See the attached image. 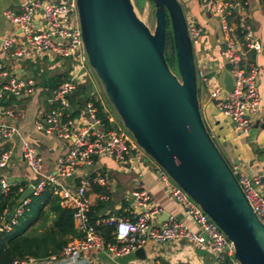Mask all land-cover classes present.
<instances>
[{"label": "built area", "instance_id": "built-area-1", "mask_svg": "<svg viewBox=\"0 0 264 264\" xmlns=\"http://www.w3.org/2000/svg\"><path fill=\"white\" fill-rule=\"evenodd\" d=\"M198 1L220 23L224 73L232 79V89L229 93L225 91L223 81L218 76H215L212 82L203 79L207 88V99L216 112L234 125L235 134L243 137L250 130L251 116L261 106L258 68L245 61L247 53H260L263 49L249 23V1ZM39 13H42V21L36 25L35 17ZM3 16L17 28L18 33L3 39L0 48V145L12 141L19 135L15 122L20 117V112L15 104L9 102L30 99L37 91L34 80L11 75L2 57L16 62L37 54H47L53 58L71 61L67 66V78L53 89L49 99L50 107L34 125L36 132L65 144L63 152L57 159L55 172L44 175L43 160L35 142L29 138H21L20 142L23 163L34 176L40 178L38 183L32 186L33 196L40 195L46 189L50 190L52 195L59 199L60 205L71 211L74 227L81 234L80 238L69 240L58 255L47 260L37 261L26 257L13 260L9 264H96L85 258L83 253L98 250L106 251L115 257H123L148 242L167 243L177 239L200 244L205 239L214 255V264H239L234 258L233 244L224 233L179 186L173 181L170 182L171 179L169 180L158 166L157 176L172 199L186 212L198 233L191 232L174 217H168L159 225L154 224L153 219L159 211L149 207L150 194L143 189H134L130 193L131 203L124 209L116 210L114 206L107 205L104 213L92 220L90 215L96 204L113 202L110 177L103 171L94 170L90 177H81L76 182L78 178L75 177L76 173L84 168H92L95 160L100 157H110L121 163L133 156V153L137 158H140L142 153L134 140L120 126L113 129L104 128L96 118L97 109L93 103L86 105L91 120L88 127L79 129L70 118V97L80 82H85L88 77L85 71L87 61L83 51L76 0L58 2L29 0L19 10L7 9ZM187 28L194 47L199 44L203 27L187 22ZM107 114L109 123L115 125L112 116L108 112ZM12 157V149L0 153V170L10 164ZM231 170L253 212L264 224V192L260 191L264 176L246 175L233 165ZM13 185L2 180L0 195L5 196ZM28 201L29 199L18 201L8 222L4 225L0 222V233L10 229L16 218L23 214ZM101 226L111 228L108 240H105L97 230ZM121 226H127L128 231L123 238H118L121 236L119 231Z\"/></svg>", "mask_w": 264, "mask_h": 264}, {"label": "water", "instance_id": "water-1", "mask_svg": "<svg viewBox=\"0 0 264 264\" xmlns=\"http://www.w3.org/2000/svg\"><path fill=\"white\" fill-rule=\"evenodd\" d=\"M148 1L155 10L153 31L136 16L131 0H76L87 65L137 147L219 227L233 244L237 262L264 264V224L200 112L196 59L183 9L178 0ZM168 24L177 75L165 59ZM223 85L229 93L228 74ZM206 99L205 94L202 102ZM32 195L29 186L20 200ZM142 253L135 252L140 258Z\"/></svg>", "mask_w": 264, "mask_h": 264}, {"label": "crops", "instance_id": "crops-1", "mask_svg": "<svg viewBox=\"0 0 264 264\" xmlns=\"http://www.w3.org/2000/svg\"><path fill=\"white\" fill-rule=\"evenodd\" d=\"M29 0H0V48L3 39L17 34V28L9 23L3 16V12L7 9L19 10ZM42 2H58L61 0H40ZM187 22L203 27V34L199 40V44L193 47L194 57L196 59L197 69V82L198 79L202 84V94L200 100V107L204 122L207 120V130L212 135L214 141L217 143L223 157L232 166H237L239 171L249 176L262 174L264 176V131L261 127L264 126V0H248L249 1V23L252 27L253 33L257 41L263 47L260 53L249 52L245 56V61L250 62L257 66L259 71L258 76V90L261 98L260 109L251 116V126L247 135L238 137L232 131L231 123L224 119L214 107L206 99L202 102L203 95L206 94V86L203 79L212 82L215 76L222 79L224 78L225 61L221 55L222 37L216 31L214 18L211 16L209 10L198 0H178ZM185 1V6L183 4ZM185 8V9H184ZM42 21V13L35 17L36 25ZM1 55V54H0ZM47 54H37L30 58L20 61L12 62L4 57L3 61L5 66L10 69L11 75L22 79H32L36 82L37 91L32 98L27 100H11L9 103L15 104L20 117L15 122L18 130V136L12 141L5 142L0 145V153L7 149H12L13 157L8 166L0 170V182L2 180L9 181L13 184H24L27 187L36 185V176L31 170L23 163L21 152V138H29L38 146L40 155L43 160V173L49 175L55 172L57 159L65 148V144L57 139L47 137L34 130V125L37 119L43 116L45 111L50 107L49 99L52 93V82L55 78L66 79L68 76V67L63 68L60 66H48L47 77L42 79H34L27 67L23 66L24 63L28 64L31 61L34 63L36 58L43 57ZM51 61L55 58L50 57ZM29 65V64H28ZM31 67V66H30ZM35 71L36 77L39 76L38 68L34 66L30 68ZM44 70H41V73ZM67 74V75H66ZM84 84L83 81L79 85ZM86 88L84 102L86 105L90 102L91 97L94 100H99L104 109L110 114L101 94L98 93L91 86ZM89 95V96H88ZM90 101L88 102V100ZM86 105L78 108L74 100L70 98V118L77 128H85L91 124L86 111ZM78 109V114L75 117L71 115ZM204 111V113H203ZM111 115V114H110ZM113 118V116H112ZM115 121V120H114ZM134 155L128 157L124 162L117 163L110 157H100L95 160L92 168H84L79 170L75 177L76 182L81 177H90L94 170L105 172L110 177V187L112 203L109 204H96L102 205L99 208L97 215H102L108 207H115L116 210L124 209L130 205V193L134 189H143L150 194V208H156L159 213L155 215L153 223L159 225L164 222L168 217L178 219L184 226L191 232L198 233V229L193 225L188 218L183 208L177 204L170 196L168 190L164 186L161 179L157 176V165L149 160L143 159V155L137 158ZM37 182L36 184L34 182ZM264 192V183L260 188ZM121 195L119 196L117 195ZM115 195V196H114ZM117 195V196H116ZM29 203V201H28ZM27 203V204H28ZM26 204V205H27ZM25 205V206H26ZM25 211L28 208L24 207ZM36 209L31 211L35 214ZM36 224L35 226H37ZM76 232L80 234L75 228ZM139 249L143 250L142 257L137 256L135 252ZM129 255L123 257H115L108 252L98 250H88L83 253L85 258L94 261L96 264H214L215 258L212 251L208 248L204 239L202 244L190 243L183 239H177L167 243L148 242L142 247L138 248Z\"/></svg>", "mask_w": 264, "mask_h": 264}, {"label": "trees", "instance_id": "trees-1", "mask_svg": "<svg viewBox=\"0 0 264 264\" xmlns=\"http://www.w3.org/2000/svg\"><path fill=\"white\" fill-rule=\"evenodd\" d=\"M167 32L165 45V59L170 68L166 57V47L168 41L172 44L174 61V47L172 35ZM171 69V68H170ZM62 78H55L52 82L53 89L62 81ZM86 88H81L79 95L72 98L78 108L83 106ZM90 99L88 100V102ZM94 107L97 109L96 118L100 120L106 129H113L114 124L109 123L108 114L104 110L102 104L91 99ZM87 103V101H86ZM78 109L73 112L72 117L77 116ZM24 184H14L8 193L0 195V222L2 219L13 210L20 200L22 193L25 191ZM29 203L25 206L28 211H25L20 217H17L15 223L10 225L8 231L0 233V264H9L16 259H24L26 257L37 261L47 260L52 256L58 255L60 250L73 238H80L75 230L72 213L70 210L63 208L59 199L53 196L51 191L46 189L38 196H31ZM102 205L97 206L92 210L91 218L96 219V213ZM36 209L35 214L31 211ZM38 224L37 226H35ZM97 230L104 236L105 240L110 238L111 228L98 227Z\"/></svg>", "mask_w": 264, "mask_h": 264}, {"label": "rangeland", "instance_id": "rangeland-1", "mask_svg": "<svg viewBox=\"0 0 264 264\" xmlns=\"http://www.w3.org/2000/svg\"><path fill=\"white\" fill-rule=\"evenodd\" d=\"M132 2V5L134 7V12L136 14V16L151 30L153 31L154 30V26H155V18H154V6L153 4L148 1V0H131ZM183 4H184V7L186 8L187 10V7L185 6V1H183ZM184 8V9H185ZM184 12V11H183ZM215 25H216V31L218 33V35L220 36V33H221V28H220V23L214 19L213 20ZM167 32H168V38H169V34L172 35L171 33V27H170V24H168V27H167ZM166 57H167V60L169 62V65H170V68H171V71L177 75V67H176V61H174V55H173V49H172V44L170 41H168V45L166 47ZM29 64V65H28ZM28 64L24 63L23 66L27 67V70L30 71L31 75L33 76L34 79L38 80V79H42V78H46L47 77V67L48 66H60V64L62 65L63 68L67 67L69 64H71V61L70 60H67V59H58V58H55V61H51L49 56L48 55H44L43 57H40V58H36L34 60V63L31 61L28 62ZM33 68L34 66H36L38 68V73H39V76L36 77V74H35V71L31 70L30 68L31 67ZM61 67V66H60ZM44 70L42 73H41V70ZM85 71L88 73V77H86V80L84 82V84H81V85H78L76 90L74 91V93L71 95L70 98H74L76 97L77 95H79V91L81 88L83 87H86V86H91L93 89H95L98 93L101 94V97L104 101V105L107 107L108 111L110 112L111 116H113V120H115V125H114V128H116L117 126L121 127L130 137L131 135L124 129L122 123L120 122V120L117 118V116L115 115V113L113 112V110L111 109V107L109 106V104L106 102L105 98L103 97L101 91H100V88H99V85H98V82L96 81L95 77L93 76V74L91 73L90 69L88 68L87 64H86V67H85ZM67 75V74H66ZM67 78V76H66ZM25 80H28L27 78H25ZM202 84L200 82V80L198 79V82H197V90H198V99L201 100V94H202ZM89 96V95H88ZM90 98H93L94 100V96L91 97L90 95ZM201 104V103H200ZM83 105L85 106L86 105V101L85 103H83ZM200 112H201V107H200ZM204 113V111H203ZM202 114V112H201ZM203 117V116H202ZM204 120V118H203ZM205 125L207 124V120L204 122ZM206 128H207V125H206ZM132 138V137H131ZM142 157L143 159L147 158L149 160L150 157H148L146 154H144L142 151ZM152 161V160H151ZM170 180V178H168ZM37 180H40V178H36V181ZM34 182L35 184L37 182ZM171 183L172 180H170ZM119 196V198L121 197V195L117 194ZM116 195V196H117ZM115 196V195H114Z\"/></svg>", "mask_w": 264, "mask_h": 264}, {"label": "clouds", "instance_id": "clouds-1", "mask_svg": "<svg viewBox=\"0 0 264 264\" xmlns=\"http://www.w3.org/2000/svg\"><path fill=\"white\" fill-rule=\"evenodd\" d=\"M119 231H120V233H121V236L118 237V238H123V235L126 234L127 231H128V227H127V226H121V228H120Z\"/></svg>", "mask_w": 264, "mask_h": 264}]
</instances>
